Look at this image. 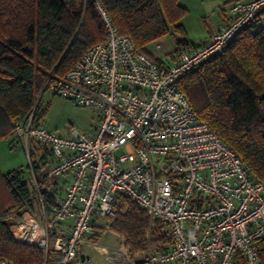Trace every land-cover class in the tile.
<instances>
[{
  "label": "built area",
  "instance_id": "built-area-1",
  "mask_svg": "<svg viewBox=\"0 0 264 264\" xmlns=\"http://www.w3.org/2000/svg\"><path fill=\"white\" fill-rule=\"evenodd\" d=\"M93 9L105 41L63 75L50 73L45 86L93 109L97 125L91 134L73 128L62 136L34 123L32 114L13 123V144L26 151L44 145L53 159L49 176L67 181L47 190L57 205L46 213L34 180L40 216L23 210L12 236L38 250L39 264H238V253L244 264H261L264 180L251 177L242 157L196 117L176 80L221 53L264 10V0L229 2L222 8L227 21L171 63H156L119 34L101 0ZM154 48L162 51L159 42ZM120 196L144 209L150 224L164 223L167 246L135 255L110 244L98 250L96 220L113 217ZM93 252L105 261H95Z\"/></svg>",
  "mask_w": 264,
  "mask_h": 264
},
{
  "label": "trees",
  "instance_id": "trees-1",
  "mask_svg": "<svg viewBox=\"0 0 264 264\" xmlns=\"http://www.w3.org/2000/svg\"><path fill=\"white\" fill-rule=\"evenodd\" d=\"M95 0H0V141L12 140L13 123L32 114L41 123L40 105L50 73L63 75L105 33L96 16ZM119 34L129 36L135 47L156 63L147 50L165 34L175 38V54L191 42L181 23L187 9L180 0H101ZM260 9L219 54L212 55L176 80L188 97L196 117L242 157L251 177L264 180V25ZM35 172L36 169L32 168ZM0 190L7 205L21 215L33 208L34 191L27 172L20 168L2 172ZM46 213L56 205L55 195L41 189ZM21 212V213H20ZM9 212L0 205V259L12 264H39L41 255L17 242L8 227ZM109 230L129 254H140L156 243H169L164 223L150 224L144 209L125 196ZM238 264H244L238 253ZM260 261L264 264V239Z\"/></svg>",
  "mask_w": 264,
  "mask_h": 264
},
{
  "label": "rangeland",
  "instance_id": "rangeland-1",
  "mask_svg": "<svg viewBox=\"0 0 264 264\" xmlns=\"http://www.w3.org/2000/svg\"><path fill=\"white\" fill-rule=\"evenodd\" d=\"M231 1L235 0H180V3L187 9L181 20L186 31L187 39L196 43L204 41V39L208 37V28L213 27L216 21L224 15L222 8ZM177 36L178 35L168 33L157 39L156 42L161 44L162 51H157L154 48V42L147 46V50L152 57L165 63H171L172 55L175 54V38ZM40 105L45 110V114L41 120L43 126L62 136L69 135L73 128H76L80 132L91 134L98 122L97 113L93 109L75 104L73 101L53 94L48 90L43 93ZM34 151L36 154L33 153ZM38 153L39 155L44 153L45 160L43 157H38ZM47 156L49 157V160ZM52 161L53 159L44 145L32 143L30 150L26 151L20 143L14 142L13 144L12 140L0 141L1 171L6 172L16 168L25 170L27 172L29 188L31 191H34V180L39 184V188L41 189L49 190L51 185H56L54 182L55 179L51 178L48 174ZM32 168L36 169L35 172ZM33 194L34 201L31 212L39 217L40 206L36 193L34 192ZM5 202L6 194L0 190V205H4L9 212L7 221L10 229L19 219L20 214H18L17 209L12 208ZM117 209L118 203H116V210ZM111 221L112 217H100L96 220L98 229L101 232V237L97 236L98 239H96L98 240L96 243L97 247H99L98 250H100V247H103L104 244L122 247L120 239L109 230ZM149 245L151 250L154 251L157 249L156 243H150ZM93 258L95 261H105L104 256L98 255L97 253L93 255Z\"/></svg>",
  "mask_w": 264,
  "mask_h": 264
},
{
  "label": "crops",
  "instance_id": "crops-1",
  "mask_svg": "<svg viewBox=\"0 0 264 264\" xmlns=\"http://www.w3.org/2000/svg\"><path fill=\"white\" fill-rule=\"evenodd\" d=\"M227 21V18H226V16H224V15H222L221 17H220V19L219 20H217L216 21V23H215V25L213 26V27H211V28H208V34L207 35H209V34H211L212 32H214V31H216L218 28H219V26L221 25V24H224L225 22ZM205 40V39H204ZM200 42V41H199ZM33 153H35L36 154V152L34 151ZM44 153H41L40 155H39V153H38V157H43V159H44ZM47 158H48V160H49V157L47 156ZM45 160V159H44ZM50 168V167H49ZM38 172V171H37ZM48 172H49V170H48ZM67 181V177L66 176H63V177H61V178H59V179H55L54 180V182H55V184H56V186H58V187H63L64 185H65V182ZM51 187V186H50ZM49 187V188H50ZM83 251V253H84V249L82 250ZM94 259V258H93ZM97 262H100V261H98L97 260Z\"/></svg>",
  "mask_w": 264,
  "mask_h": 264
}]
</instances>
